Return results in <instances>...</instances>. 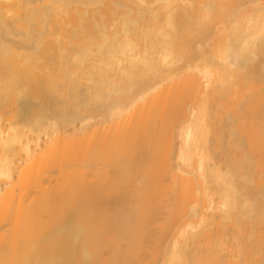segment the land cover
<instances>
[{
  "label": "bare ground",
  "instance_id": "1",
  "mask_svg": "<svg viewBox=\"0 0 264 264\" xmlns=\"http://www.w3.org/2000/svg\"><path fill=\"white\" fill-rule=\"evenodd\" d=\"M0 264H264V0H0Z\"/></svg>",
  "mask_w": 264,
  "mask_h": 264
}]
</instances>
